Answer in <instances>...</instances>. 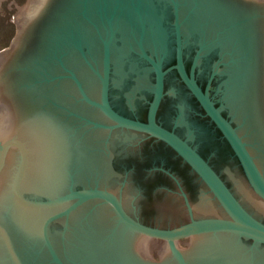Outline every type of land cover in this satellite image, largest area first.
I'll list each match as a JSON object with an SVG mask.
<instances>
[{
	"label": "water",
	"instance_id": "95a60500",
	"mask_svg": "<svg viewBox=\"0 0 264 264\" xmlns=\"http://www.w3.org/2000/svg\"><path fill=\"white\" fill-rule=\"evenodd\" d=\"M170 45L176 63L163 70ZM169 71L239 161L242 171L221 167L238 196L189 143L196 133L183 104L174 117L186 140L157 123ZM199 76L208 80L205 89ZM148 84H155L148 123L112 108L111 90L116 97ZM89 106L112 123L98 127L158 138L191 167L206 188L192 198L188 220L173 228L145 224L124 178L105 181L113 192L70 186L72 177L77 185L96 179L81 174L84 165L93 168L80 160L85 149L74 148L76 161H63L78 113L99 119ZM64 136L69 143L62 145ZM96 200L113 213L104 206L79 211ZM258 217L264 218V0L28 2L11 48L0 53V264H264L241 247L242 238L264 246ZM185 238L191 239L180 242ZM150 239L168 246L163 254L152 248L156 262L136 251Z\"/></svg>",
	"mask_w": 264,
	"mask_h": 264
},
{
	"label": "flooded vegetation",
	"instance_id": "af4514ba",
	"mask_svg": "<svg viewBox=\"0 0 264 264\" xmlns=\"http://www.w3.org/2000/svg\"><path fill=\"white\" fill-rule=\"evenodd\" d=\"M168 49L170 54L169 58L167 57L164 61L163 70L170 69L176 63L174 56L171 59V45L170 47L168 46ZM148 52L152 54L150 50ZM187 69H190V66L187 65ZM152 76L155 83L154 72ZM198 81L201 87L205 89L208 80L205 77L200 78L199 76ZM171 85L176 88V90L174 88V93L172 94ZM214 85L215 81L212 82L211 95H214ZM148 86L147 88H136L131 91L126 89L127 93L118 92L119 96L116 97L113 94V90H111L110 102L112 108L129 119L148 123L150 105L154 98L155 84L152 86L148 84ZM91 97L94 100L96 99V97ZM180 106L183 113L188 114V127L194 131V134L196 133L197 137H195L196 142L189 141V143L210 163L213 169L235 193L221 167L227 164L234 169L236 168V170H241L239 161L234 156L221 132L206 116L200 104L181 82L177 72L169 71L165 76L164 97L157 113V123L169 131H174L186 140L187 138L184 134L186 127L180 126L175 119L176 114L179 113ZM88 108L97 112L99 119L98 117L91 116L89 113L84 116L78 113L82 116L77 119L79 125L74 123L75 120L72 121L79 130L73 131L71 127L67 131L66 136L69 141H72V135L75 137L72 138L73 142L69 150L70 153L66 154L67 157L63 161L66 163L67 160L70 162L71 160L76 161L78 159L75 156L74 148L87 150L88 152L83 150L84 155L81 156L84 157L80 159L81 156H79V159L88 162L95 170L92 167L89 168L84 165L85 169L81 174L89 173L92 178L96 179L85 185H77L76 178L72 177L70 186L74 183L79 188L97 187L111 191L105 185V181L109 182L114 178H124V181L130 184L136 192L133 199L135 209L139 213V219L145 222V224L173 228L188 220L189 205L194 207L192 205V198L197 195L199 188L205 187L191 167L168 144L158 138L141 132L125 130L112 132L109 129L98 127L99 124L111 125L112 123L98 108L93 106H89ZM68 143L66 137L61 142L62 145ZM83 145L88 147L84 148ZM72 164H74L75 170L80 168L77 163ZM101 166L105 167V171L102 172ZM122 174L123 176H121ZM67 179H70V176ZM33 198L35 199V197ZM39 199L44 200L48 198ZM101 206L109 208L111 213H113L109 206L99 200L89 202L87 206L79 211L86 209V211L94 213ZM129 213L135 216L130 211ZM259 219L264 222V218ZM188 239L191 238L182 239L180 242ZM242 241V252L249 257L253 254V258L258 260L257 262L264 263V246L261 245L259 247L262 248H257V245L252 240L246 238H242ZM153 242L158 243L154 244ZM180 242L179 248H181ZM146 243L147 245L137 248L136 251H138L140 258L145 256L150 262H156L155 260H157V257L151 253L153 247L162 254L165 250L168 251L167 243L164 240L150 239ZM193 243L192 240L189 249Z\"/></svg>",
	"mask_w": 264,
	"mask_h": 264
},
{
	"label": "rangeland",
	"instance_id": "374dc122",
	"mask_svg": "<svg viewBox=\"0 0 264 264\" xmlns=\"http://www.w3.org/2000/svg\"><path fill=\"white\" fill-rule=\"evenodd\" d=\"M30 0L0 1V53L11 48L18 30V16Z\"/></svg>",
	"mask_w": 264,
	"mask_h": 264
},
{
	"label": "bare ground",
	"instance_id": "6f19581e",
	"mask_svg": "<svg viewBox=\"0 0 264 264\" xmlns=\"http://www.w3.org/2000/svg\"><path fill=\"white\" fill-rule=\"evenodd\" d=\"M24 9V8H23ZM23 9H21V11L23 10ZM2 54V53H1Z\"/></svg>",
	"mask_w": 264,
	"mask_h": 264
}]
</instances>
